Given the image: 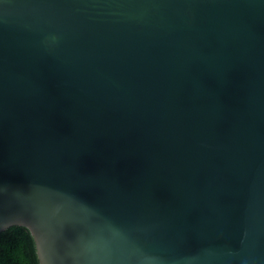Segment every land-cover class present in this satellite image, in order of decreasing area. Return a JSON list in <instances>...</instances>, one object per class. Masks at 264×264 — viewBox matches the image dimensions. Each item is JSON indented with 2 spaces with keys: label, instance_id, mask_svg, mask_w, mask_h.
<instances>
[{
  "label": "water",
  "instance_id": "1",
  "mask_svg": "<svg viewBox=\"0 0 264 264\" xmlns=\"http://www.w3.org/2000/svg\"><path fill=\"white\" fill-rule=\"evenodd\" d=\"M41 264H264V0H0V232Z\"/></svg>",
  "mask_w": 264,
  "mask_h": 264
},
{
  "label": "trees",
  "instance_id": "2",
  "mask_svg": "<svg viewBox=\"0 0 264 264\" xmlns=\"http://www.w3.org/2000/svg\"><path fill=\"white\" fill-rule=\"evenodd\" d=\"M0 264H41L36 241L23 226H12L0 232Z\"/></svg>",
  "mask_w": 264,
  "mask_h": 264
}]
</instances>
